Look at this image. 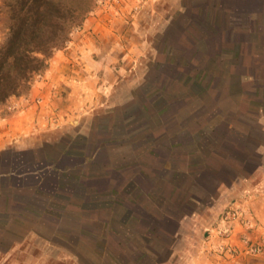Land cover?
Returning a JSON list of instances; mask_svg holds the SVG:
<instances>
[{"label": "crops", "instance_id": "0c3cea01", "mask_svg": "<svg viewBox=\"0 0 264 264\" xmlns=\"http://www.w3.org/2000/svg\"><path fill=\"white\" fill-rule=\"evenodd\" d=\"M158 1L121 0L89 13L27 93L0 107V264H19V252L36 239L48 249L59 240L77 264H264L262 153L247 146L237 125L258 115L241 109L246 84L239 78L247 74L242 63L264 59V0H183L189 41L179 39L210 81L203 88L190 82L186 98L159 106L157 127L148 125L135 145L107 148L90 164L71 145L91 139L85 130L111 115L124 89L131 92L135 83L127 79L142 54L134 41L137 12L150 13ZM230 60L239 64L235 83ZM175 62L171 71H183ZM89 118L91 125H82ZM198 123L207 127L198 130ZM123 155L129 163H117ZM88 165L92 176L80 181ZM205 188L208 195L199 197ZM100 192L110 195L101 200ZM235 205L253 217L247 235L261 245L257 254L240 241V225L235 254H220L224 241L216 231ZM88 251L94 259L83 257Z\"/></svg>", "mask_w": 264, "mask_h": 264}, {"label": "rangeland", "instance_id": "374dc122", "mask_svg": "<svg viewBox=\"0 0 264 264\" xmlns=\"http://www.w3.org/2000/svg\"><path fill=\"white\" fill-rule=\"evenodd\" d=\"M158 2L159 3L155 6L156 8L153 11L150 10V13H147V11L145 12V9L141 12H137L140 22L138 21V25H136L134 31V41L142 54L138 59L139 66L137 70L127 79L135 83L131 92L127 96L128 90L124 89V91L115 98L118 101H122V103L111 110V115L105 118H96L93 130H85L86 136L89 134L92 135L91 139H86L85 141L79 139L71 143L72 146H77V148L84 151L81 156L83 155L85 164H90L94 158L97 157V154L103 152V150L107 148H124L133 145L135 143L133 139L138 137L139 134H143L148 125L154 122V126L157 127L155 118L158 114L159 106H166L170 99L186 98V95L189 93L187 85L190 82H195L203 88V86L210 81L208 75L203 73L204 71L200 72L199 69L195 68L199 66L197 63L200 59L192 58L189 48H187L186 45L184 46L180 41L181 39H179L182 37L186 39V42L189 41L188 24L190 21L188 17L184 18L186 13L183 14L184 12L182 10L183 0H181V2L179 0H159ZM110 3L118 4L121 3V0H98L92 12H96L99 8ZM88 16H90V14H88ZM79 28L72 31L70 38L77 34ZM3 29V26L0 27V43L3 42L6 33ZM145 39L149 41L145 42ZM175 61L178 63L180 61V67L183 68V71H177V73L171 71L176 66ZM249 63L247 62L245 65L242 63V67L246 68L247 77L245 75H240L239 78L240 82L246 84L245 91L240 97L243 106L241 109L243 110L244 108L248 111L254 110L258 115L255 116L254 119L251 117L252 122H243L237 125L247 134L245 142L247 146H259V151L262 153V171H264V59L258 60L257 64H252V62ZM229 65L232 71V82L235 83L234 79L236 80L238 76H233V74L237 71L236 67H238L239 64L237 61L230 60ZM195 70L196 73L194 74ZM239 70L242 71L243 69L239 68ZM148 71L149 73H145ZM252 71H256L257 73L254 74ZM183 72L186 74H182ZM225 77L228 79V76ZM201 94H204V89L198 92V98L202 97ZM162 95H164V97ZM159 96H162V98L160 99ZM190 109L189 106L183 107L181 111V114H183L182 116L187 117L190 113ZM201 109L203 110V108ZM201 109L199 107V112H201ZM162 111L166 117L171 113L168 111V107H165ZM254 121L255 123H253ZM91 122L92 119L90 120L89 118V121H85L82 125L87 123L91 125ZM205 127H207L205 124L198 123V130H203ZM78 129H80V126ZM69 130L75 131L73 129ZM72 135L74 136V134ZM107 140H109V142L111 141V143H103ZM81 156L79 155L78 157L81 158ZM127 157L128 156L123 155L117 163H129ZM130 161L132 162V160ZM88 166V169H85L86 171L80 174L78 171H72L70 168L68 171L78 173L80 175L79 180L85 181L89 176H92L90 175L91 170L88 171L90 165ZM72 176L75 175L73 174ZM70 180L72 179H68L69 182ZM72 182L76 181L72 180ZM205 186L208 187L209 184L207 183ZM209 189L210 188H205L204 191L199 190V197L206 198L208 195L207 193L210 191ZM85 193L88 194L89 192ZM99 195L102 196L100 198L103 200L104 197L110 194H108V192H100ZM86 200L87 199H85V207L90 205L87 204L88 202H86ZM105 200L107 201V198ZM103 205L107 206V203ZM88 238L91 240H89L91 245L100 246V243L97 242L96 244V240L93 239V237L89 236ZM53 242H55L56 245H53L52 249H48L44 247V241L42 239L30 241L29 250L20 251L18 254L19 264H77L71 252L60 250L58 246L60 244L59 240H53ZM183 244L184 243H180V248L184 247ZM117 253L119 252L117 251ZM83 257L87 260L95 258L89 251L85 252V256ZM184 263L185 261H182L181 264Z\"/></svg>", "mask_w": 264, "mask_h": 264}, {"label": "trees", "instance_id": "16d2710c", "mask_svg": "<svg viewBox=\"0 0 264 264\" xmlns=\"http://www.w3.org/2000/svg\"><path fill=\"white\" fill-rule=\"evenodd\" d=\"M97 1L0 0L6 29L0 44V107L10 98L27 93L34 78L67 44Z\"/></svg>", "mask_w": 264, "mask_h": 264}, {"label": "built area", "instance_id": "2783aa9c", "mask_svg": "<svg viewBox=\"0 0 264 264\" xmlns=\"http://www.w3.org/2000/svg\"><path fill=\"white\" fill-rule=\"evenodd\" d=\"M52 122L55 123V118H52ZM245 212L244 208L240 205H235L230 208L224 215L222 228L216 231V235L219 239L224 241V244L220 246V254L228 253L234 255L236 252V246L232 242L234 235L235 225H240L244 228L245 233L240 239L246 249L252 253L257 254L261 250V245L252 242L251 238L247 235L255 227L253 217Z\"/></svg>", "mask_w": 264, "mask_h": 264}]
</instances>
